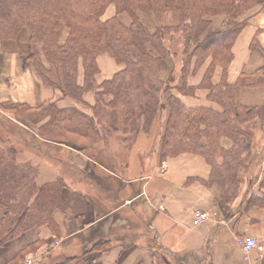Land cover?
Segmentation results:
<instances>
[{
    "label": "trees",
    "instance_id": "1",
    "mask_svg": "<svg viewBox=\"0 0 264 264\" xmlns=\"http://www.w3.org/2000/svg\"><path fill=\"white\" fill-rule=\"evenodd\" d=\"M256 5L264 6V0H0V42L15 39L22 28L29 27L31 53L26 61L32 62L42 84L60 91L65 97L80 99L84 93L95 91L97 98L88 114L76 108L59 109L50 102L38 108L15 103L0 105V206L5 208V215L0 220V247L33 228L53 230L56 228L53 213L68 209L62 198L63 191L68 188L63 178L38 186L37 168H32L29 160L24 165L17 162L23 147L13 142V137L24 141L21 134L25 129L30 132H26L29 142L25 143L27 149L24 151L31 155L32 151L38 152L72 172L71 166L60 156L62 146L85 150L94 134L99 132L108 148L109 135L123 133L122 140L126 141L138 129L148 133L158 115L167 108L160 161L182 153L199 155L211 169L206 184L216 185L224 199L234 195L241 173L251 158L252 130L247 131L244 127H253L260 115V108L241 105L238 93L243 88L264 87V68L262 77L254 82H250L251 77L240 75L234 84H229L226 75L232 59V45L246 24L240 17ZM108 6H114L116 15L101 20ZM120 13L130 16L129 26L118 19ZM139 13H151L159 21L169 13L173 23L150 34L140 23ZM220 15L223 21L214 29L212 19ZM64 30L68 35L61 45ZM175 40L181 42V48L174 44ZM104 52H109L124 68L112 79L95 85L94 77L98 72L95 60ZM180 60L181 84L172 86L165 73L169 70L168 61L180 63ZM207 60L209 64L199 84L188 86V77L194 76ZM80 61L84 78L83 84L77 85ZM217 67L222 69L221 82L213 85L212 76ZM156 73L158 82L154 84L152 80ZM162 73V79H159ZM142 78L144 82L140 81ZM161 86L164 89H160ZM167 90L175 93L168 96ZM196 90L207 91V100L215 106L190 108L177 97V94L193 96ZM14 127L24 130H9ZM224 140L229 146L225 147ZM41 145L52 151L56 149L55 158L42 152ZM89 157L115 173L101 162L100 153H90ZM78 178L89 185V191L93 190L90 187L96 189V201L101 197V190H106L109 198L112 197L108 205L102 204L105 212L119 205L117 192L122 184L115 180L116 188L112 189L109 184L114 179L106 171L88 164L78 171ZM256 202L251 198L249 204ZM132 210L131 207V214ZM110 218L115 223L121 216L115 213ZM122 220L131 231L134 219L124 215ZM116 229L118 227L113 226L114 233L111 227L104 232L99 221L94 225L92 237L95 240L87 242L84 233L79 234L83 247L81 257L88 251H109L112 241L104 239L108 235H112L113 240L133 237L132 234H116ZM74 261L78 258L68 257L65 262L56 264H77Z\"/></svg>",
    "mask_w": 264,
    "mask_h": 264
},
{
    "label": "crops",
    "instance_id": "2",
    "mask_svg": "<svg viewBox=\"0 0 264 264\" xmlns=\"http://www.w3.org/2000/svg\"><path fill=\"white\" fill-rule=\"evenodd\" d=\"M222 21V15L214 17L212 27L217 29ZM240 21L246 24L232 45V59L226 75L229 84H234L240 75L249 76L250 82H254L262 77L264 68V6L252 7L241 15ZM30 37L31 29L24 27L15 39L0 42V103L23 104L30 108H38L45 102L55 103L61 109L84 107L77 101L57 98L54 91L42 84L32 62L26 61L31 53ZM103 60H98L99 80L103 78ZM208 64L209 60L194 76L188 77V86L199 84ZM109 74L104 72V75ZM221 75L222 69L217 67L212 76L213 85L220 84ZM207 94V91L196 90L193 96L177 94V97L190 108L214 106L207 100ZM238 99L245 107L259 108L264 105V87L240 89ZM83 100L89 105L83 111L91 113L92 95L87 93ZM166 118L165 111L158 115L148 133L140 130L134 136L129 135L130 145L122 140L125 135L118 133L108 139L106 148L97 132L85 150L62 149L60 156L74 169L72 173L50 162L30 161L32 155L23 147V152L17 155V162L23 165L29 162L32 168H37L38 186L63 178L68 188L63 191L62 198L69 208L65 212L53 213L57 231L55 239L50 240L52 231L49 228H33L0 247V264H16L21 260L20 255L29 254L32 245L47 246L57 241L54 251L60 252L50 257L70 255L72 253L67 250L81 245L73 244L80 240L79 234L84 233L87 242L95 240L92 237L94 225L99 221L104 232L111 227L114 233L113 226H117L116 234H132L133 237L113 240L112 235L106 236L104 239L112 241V248L107 252L88 251L80 259L85 264H264V116L256 118L260 128L252 130L250 163L241 173L236 193L227 199L222 197L216 185L206 184L211 169L201 156L182 153L160 161ZM113 140L116 145L109 143ZM90 153H100L101 162L109 165L115 173L94 163ZM88 164L113 177L114 181L109 184L112 189L116 188L115 180L122 184L117 192L120 203L108 212L102 205L112 201L108 192L101 190V197L96 201V189L90 187L94 191H89V185L78 180V172L75 173ZM61 171H66L67 175ZM251 198L257 200L255 205L249 204ZM99 211H102L100 215ZM195 212L207 216L208 220L196 226ZM115 213H119L121 219L113 223L110 216ZM4 215L5 208L0 206V220ZM124 215L134 219L131 231L122 220ZM245 236L258 240L257 248L247 257L237 242Z\"/></svg>",
    "mask_w": 264,
    "mask_h": 264
},
{
    "label": "rangeland",
    "instance_id": "3",
    "mask_svg": "<svg viewBox=\"0 0 264 264\" xmlns=\"http://www.w3.org/2000/svg\"><path fill=\"white\" fill-rule=\"evenodd\" d=\"M114 11H113V10ZM112 11H113V14H112ZM116 15V10H115V8H114V6H108L107 8H106V10L104 11V13H103V15H102V17H101V20H106L107 18L109 19V18H112V17H114ZM167 17L166 18H164L163 19V21H159V20H157L156 18H155V15H153V14H144V13H139L137 16H138V18H139V21H140V23L142 24V26L150 33V34H153V33H155L157 30H161V28L162 27H165V26H167V25H170L171 26V23H173V20H172V17H171V15L169 14V13H167ZM118 19L125 25V26H129L130 24H131V22H132V20H131V18H130V16L127 14V13H120L119 15H118ZM67 35H68V32L66 31V30H64L63 32H62V34H61V37H60V44L62 45L64 42H65V40H66V38H67ZM170 36V35H169ZM166 38H168V37H165V39ZM177 43V44H176ZM174 44H176L179 48H181V42H178V40H175V43ZM39 47V50H40V48H41V45H39L38 46ZM168 47V46H167ZM149 48V47H148ZM150 49H152V48H150ZM39 53H40V55L42 56V53H41V50L39 51ZM101 59H105V60H103L102 61V66H103V68H104V72L106 73H110L109 75H104V72H103V74H102V77L103 78H101L102 80H99L98 79V76L100 75V66H99V63H98V60H101ZM96 65H97V68H98V72H97V74L95 75V77H94V83H95V85H99V84H101V83H103V82H105V81H108V80H110V79H112L113 77H114V75L116 74V73H118L119 71H121L123 68H124V65L123 64H119L118 62H116L115 60H114V58L110 55V53L109 52H104V53H102V54H99L97 57H96ZM168 65H169V70H168V72H165V73H167L168 74V77H169V79H170V84L172 85V86H175L177 83L178 84H181V80L179 79V77H180V73H181V69H182V64H181V60H180V63L179 62H176V61H174V62H169L168 61ZM112 66V67H111ZM152 69L154 68V66H155V64L153 63L152 65ZM111 71V72H110ZM131 71V69L129 70V72ZM147 74V73H146ZM162 76H163V73L160 75V78L159 79H162ZM83 78H84V70H83V67H82V62L80 61L79 62V66H78V70H77V74H76V83H77V85H82L83 84ZM145 79H147L148 80V78H145ZM99 80V81H98ZM164 80H166V77H164ZM140 81H143L144 82V80H143V78L140 80ZM153 82L152 83H154V84H156L157 82H158V74L156 73V75H155V78H153V80H152ZM98 82H100L99 84H98ZM170 85V86H171ZM170 86L168 87V88H170ZM47 88V87H46ZM164 89V87H160V89ZM52 91H54L55 93H56V96H57V98H60V99H70V100H72V101H77V102H79V104L80 103H82L83 104V106L84 107H82V108H80V107H73V108H76L77 110H79V111H81V112H83V113H85L83 110H84V108L86 107V106H89L88 104H86L85 102H84V100H83V97H84V95H86L87 93H90L91 95H92V98H93V104L95 105V103L97 102V98L95 97V91H90V92H86V93H84L83 95H82V97L80 98V99H74V98H72V97H65V96H63L62 94H61V92L60 91H58V90H53V89H51ZM162 92H164V91H162ZM165 93V92H164ZM163 93V94H164ZM166 93H168V96L169 95H171V94H173V93H175L174 92V90H167V92ZM163 94H162V97H163ZM2 103H0V105H1ZM93 105V106H94ZM213 105V104H212ZM93 106H91V107H89V109L90 108H92ZM215 106V105H214ZM260 117L261 116H264V105H261L260 107ZM59 109H61V108H59ZM167 110V108L166 109H164L163 111H162V113L163 112H165ZM1 112V111H0ZM87 114V113H86ZM157 120V119H156ZM155 120V121H156ZM154 124V123H153ZM152 124V125H153ZM259 125L260 124H258V122H255L254 123V125H253V127L251 126V125H244L243 127H244V129H246L247 131L248 130H256V129H258V128H260L259 127ZM165 126V125H164ZM17 129H22V131L24 130L23 128H21V127H17ZM17 129L14 127L13 129L11 128H9V130H12L13 132H17ZM163 130H164V128H163ZM138 132H139V129L137 130ZM26 132H30L29 130H27V129H25V131H23L22 132V134H21V137H22V139H24V141L23 140H18L19 138H16L15 136L13 137L14 138V140H13V142H15L16 144H18V145H20L21 147H26V144L25 143H28L29 142V139H28V134H26ZM32 132V131H31ZM137 133V132H136ZM95 135V134H94ZM5 136V135H4ZM109 136H112V135H109ZM12 138V137H11ZM126 138V137H125ZM134 139V138H133ZM21 141V142H20ZM36 141H37V139H36ZM30 142L31 143H33V140L32 139H30ZM40 142H42V141H40ZM112 142V145H116V141L115 140H113V141H109V143H111ZM126 142H127V144L128 145H130L131 144V141H129V136L127 137V139H126ZM47 143V142H46ZM51 143V142H50ZM50 143H48V144H50ZM223 143H224V145H225V147H227V146H229V142L228 141H226V140H224L223 141ZM10 144H11V142H10ZM52 144V143H51ZM53 145V144H52ZM52 145H48V146H52ZM41 149H42V152H45L47 155H50L51 154V156H53V158H55V156H54V154H56V152H57V150L55 149V150H53L52 151V149L49 147V149H47L46 148V146L45 145H41V146H39ZM61 148H63V149H65V150H69V148H67V147H65V146H62ZM72 150V149H71ZM74 150V149H73ZM76 150H78V149H76ZM32 160H33V162L35 163V162H38V161H43V162H50L51 164H53L55 167L56 166H58L59 164L56 162V161H54V160H52V159H50V158H46V157H44V156H42V154H40V153H38V152H34V151H32ZM32 162V163H33ZM39 163V162H38ZM71 169V171H73L74 169H72V168H70ZM76 171V170H75ZM63 174H66L67 175V172L66 171H61ZM74 172V171H73ZM78 171H76L75 173H77ZM72 173V172H71ZM60 178V177H59ZM67 187H68V185H67ZM80 188L82 189V190H84L85 189V186H80ZM93 193V192H92ZM69 208V207H68ZM68 210V209H67ZM66 210V211H67ZM63 212H65V211H63ZM132 215V214H131ZM55 226H56V224H55ZM50 231H52V236L50 237V240H53V239H55V237L57 236V231H56V228H54L53 230H50ZM78 239H80V238H78ZM52 242H54V241H52ZM74 243H80L81 244V242H80V240L79 241H74L73 242V244ZM52 244V243H51ZM51 244H49L48 246H50ZM44 247H46L45 245H42L41 246V244H34V245H32L30 248H29V254L28 255H26L25 257L24 256H20L21 257V260L23 261L25 258H27V257H31L32 255H34L35 253H37V252H39L42 248H44ZM65 248V245H64V247H61V250L62 249H64ZM55 250V248H53V250L52 251H50V253L44 258V260H43V262H40V263H38V264H56V263H59V262H65L66 261V258H68V257H76V258H78V261H74L73 263H77V264H81V261L79 262V260L81 259V255H82V250H83V247H82V245H77V247H75V248H72V249H70V250H67V252H69V253H72V254H70V255H64V254H61V255H57V256H55L54 258L55 259H53L52 257H50L51 255H56V253L58 254V252H60V251H54ZM55 252V253H54ZM74 253V254H73ZM59 256V257H58ZM48 257V258H47ZM18 263H20V262H16V264H18ZM86 263V262H85ZM84 263V264H85Z\"/></svg>",
    "mask_w": 264,
    "mask_h": 264
},
{
    "label": "built area",
    "instance_id": "4",
    "mask_svg": "<svg viewBox=\"0 0 264 264\" xmlns=\"http://www.w3.org/2000/svg\"><path fill=\"white\" fill-rule=\"evenodd\" d=\"M207 220L208 217L203 215L202 213L200 212L194 213V224L196 226L203 224ZM237 242L246 257L251 251L256 249L258 246V240L249 236L239 238ZM57 245H58V241L52 243L50 246L47 245L46 247L42 248L39 252L35 253L31 257L25 258L23 261H20V263L18 264H38L42 262L44 258L50 253V251H52L53 248H55Z\"/></svg>",
    "mask_w": 264,
    "mask_h": 264
}]
</instances>
